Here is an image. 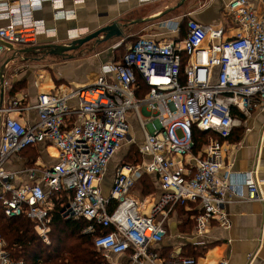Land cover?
Segmentation results:
<instances>
[{"label":"built area","instance_id":"1","mask_svg":"<svg viewBox=\"0 0 264 264\" xmlns=\"http://www.w3.org/2000/svg\"><path fill=\"white\" fill-rule=\"evenodd\" d=\"M45 3L51 4L55 20L76 18L75 10L64 9L63 0H0V20L9 21L0 27V57L9 45L27 43L22 31L47 32L44 21L34 17ZM225 8V16L238 29L232 39H222L223 28L192 19L182 35L176 22L167 21L160 26L165 31L162 40L154 34L123 41L122 59L102 65L80 87L39 94L31 107L26 96L0 106V201L6 216L27 217L49 245L52 212L66 196L61 216L90 222L86 234L101 228L95 247L107 260L131 252L137 264H198L194 257L163 260L155 250L167 235L168 217L176 205L196 204L197 235L213 222L228 225L224 207L242 197V187L246 200L264 205L257 171L240 178L220 172V140L231 136L238 116L264 110V0H230ZM83 35L76 30L69 37ZM138 76L149 88L144 98L137 96ZM30 108L37 113L31 124L13 116ZM130 115L143 134L142 160L118 166L105 196L101 181L110 161L126 143L136 141ZM195 131L207 134L196 152ZM40 144L56 147L59 162L42 171L39 183L16 186L7 162ZM148 175L156 176L163 190L149 215L133 195ZM0 264H16L1 235Z\"/></svg>","mask_w":264,"mask_h":264},{"label":"crops","instance_id":"2","mask_svg":"<svg viewBox=\"0 0 264 264\" xmlns=\"http://www.w3.org/2000/svg\"><path fill=\"white\" fill-rule=\"evenodd\" d=\"M15 1V0H11ZM66 11L75 10L76 18L71 20H55L51 4L45 3L41 10L34 13L36 20H42L47 32L36 34L22 31L27 38L25 44L9 45L0 57L1 68L7 59H11L18 50H28L49 44H61L67 41L72 31L89 33L111 22L130 23L137 20L157 18L166 10L176 7L181 0H63ZM230 0H186L181 7L173 12L148 23L130 26L125 37L118 39L108 51H101L93 56L83 52L75 53L73 59L64 60L46 54H21L12 59L4 70V88L0 87V106L10 99L27 97L30 107L36 103L37 96L42 93L63 92L78 88L87 83L99 73L102 65L115 61V52L120 43L131 42L137 35L153 36L158 34L162 40L167 21L176 22L182 28V35L186 34L187 21L192 19L204 25L223 28V40L232 39L238 29L225 16L226 5ZM9 23L0 20V27ZM138 36V37H140ZM170 37L169 35H167ZM166 36V37H167ZM136 37V39L138 38ZM87 50V49H86ZM70 55V54H69ZM33 56L35 62H32ZM123 57V53H122ZM49 69L38 60L52 61ZM5 59V60H3ZM120 60L122 58H119ZM45 61V62H46ZM44 74H41V73ZM15 88V89H14ZM29 124L37 120V113L33 108L21 115L14 114ZM240 121L234 127L231 136L220 140L222 144L224 163L221 175H240L250 171H257V178L264 187V110H254L249 116H238ZM131 122V117H130ZM37 150L31 159L27 154ZM59 151L51 144H40L13 157L6 164V170L15 173V185L39 183L42 171L57 165ZM120 166V164L118 165ZM113 175L107 174L101 181V188L108 196L114 181ZM148 178L149 185L154 192H148L149 186L142 194V200L135 193L137 187ZM147 180V179H146ZM133 195L140 203L144 213H150L153 206L163 196V190L156 176H146L141 179ZM146 187V186H145ZM241 189V198H237L224 207L228 225L220 226L213 222L203 235L195 232L196 204H178L170 213L167 223V235L155 246L156 252L163 260L175 257H194L198 264H218L226 261L228 264H264V205L260 202L245 199L247 191ZM131 252L112 256L110 264H137L131 257ZM147 264V263H143Z\"/></svg>","mask_w":264,"mask_h":264},{"label":"trees","instance_id":"3","mask_svg":"<svg viewBox=\"0 0 264 264\" xmlns=\"http://www.w3.org/2000/svg\"><path fill=\"white\" fill-rule=\"evenodd\" d=\"M120 48H124L121 45ZM119 50V49H117ZM118 57L115 61H120ZM187 62L184 58L183 69ZM139 91L138 97L144 98L149 88L144 80L137 77ZM195 139L197 142L196 150H199L206 143L207 134L195 131ZM34 147L28 148L33 149ZM27 149V150H28ZM25 150V151H27ZM24 151V152H25ZM133 158V163L139 164L142 160L140 153ZM149 176V175H148ZM146 177V176H145ZM144 178L141 184L149 186L148 192H154L151 185H147ZM143 190V194H147ZM67 204V197L63 196L60 202H56L55 209L52 212V222L49 225V242L44 243L41 236L36 230L35 223L31 222L27 217L9 218L5 214L4 206L0 201V235L5 240L6 250L9 251L11 257L16 264H110L109 261L96 249L95 239L101 233L102 229L98 228L96 233L86 234L84 230L91 225L90 222L80 219H64L60 214V204ZM104 232H111L106 229Z\"/></svg>","mask_w":264,"mask_h":264},{"label":"water","instance_id":"4","mask_svg":"<svg viewBox=\"0 0 264 264\" xmlns=\"http://www.w3.org/2000/svg\"><path fill=\"white\" fill-rule=\"evenodd\" d=\"M185 1L186 0H181L180 3L176 7L166 10L159 17L155 19H159L173 12L177 8L181 7ZM155 19L150 18V19H144V20H137V21H133L130 23L129 22L119 23L117 21H114L94 31H91L83 36H80L78 38L68 37L67 41L61 44H49V45L41 46V47H33L28 50H18L15 52V55L11 59H7L5 61V63L3 64L1 68L0 87L4 88V70H5L6 65L18 55H21L24 53H27V54H38V53L41 54L42 53L46 55L48 54L50 56L59 57L64 60L73 59L75 57V53L83 52V50H86L87 49L86 47L90 44L92 45V50H95L100 45H103L110 41L125 37L126 31L130 26L141 24V23H148Z\"/></svg>","mask_w":264,"mask_h":264},{"label":"rangeland","instance_id":"5","mask_svg":"<svg viewBox=\"0 0 264 264\" xmlns=\"http://www.w3.org/2000/svg\"><path fill=\"white\" fill-rule=\"evenodd\" d=\"M29 35H26V37L28 38ZM140 35H137L136 37H138ZM136 37L135 39H131L132 41L131 42H134L136 40ZM118 39L116 40H113V41H110L106 44H103V45H100L98 46L95 50H92V45H88L86 48L87 50H83L85 54L87 55H90V56H93L94 57V54H97L101 51H108L109 48H111L113 45H115L117 43ZM121 46L118 47V51L115 52V56L116 57H121L122 56V53L124 54L125 53V46L124 48H120ZM36 57L33 56V59H32V62H35V59ZM58 58V57H57ZM53 59V58H52ZM55 59V58H54ZM54 59L50 62L49 61H46V60H38L39 63H41L42 65H44L46 67V69H49V65L51 63H53ZM5 60V59H3ZM46 61V62H45ZM2 64V62H1ZM0 64V65H1ZM41 74H44L43 72ZM15 89V88H14ZM131 117V125H132V129H131V133L134 137V139H136V141L131 144V143H126L123 148L112 158V160L110 161V164H109V168H108V174L110 175V177L113 175V172L117 169L118 165H123V162L125 163H133V158L135 157V155L138 156L137 153H139V146L140 144L143 142V134L141 133L140 131V125H139V122L137 120V118L135 117V115H130ZM178 135L179 137H182V132L178 131ZM37 150H31L27 156L31 159H33L36 154H37ZM131 165H137V164H131ZM147 185H149V181L146 180ZM153 188V186H151ZM145 188V185L143 184H140L135 193L138 195V198H140V200L144 199L142 198V194H143V190ZM147 215H149L148 213H146Z\"/></svg>","mask_w":264,"mask_h":264}]
</instances>
